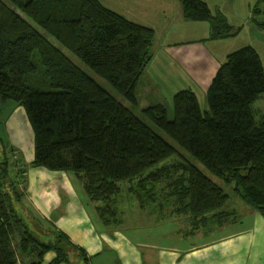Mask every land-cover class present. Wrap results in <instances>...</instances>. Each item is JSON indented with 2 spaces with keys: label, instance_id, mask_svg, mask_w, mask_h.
<instances>
[{
  "label": "trees",
  "instance_id": "obj_1",
  "mask_svg": "<svg viewBox=\"0 0 264 264\" xmlns=\"http://www.w3.org/2000/svg\"><path fill=\"white\" fill-rule=\"evenodd\" d=\"M180 1L187 21L210 24L211 38L231 34L227 19L214 15L205 0ZM255 15L262 16L257 24L264 31V9L257 6ZM154 39L153 28L99 0H0V100L24 107L34 131L33 165L75 173L108 226L121 223L125 184L142 207L188 216L190 234L237 221L236 211L226 208L231 196L225 186L264 217V119L252 110L264 93L261 55L252 46L231 53L208 90L211 114L202 112L195 92L182 90L174 96L171 120L163 103L140 112L136 107ZM36 52L52 91L27 83L37 70ZM1 153L0 264H43L51 251L56 256L49 264L88 263L83 248L66 233L44 228L25 207V169L12 159L14 149L4 145ZM175 156L179 161L163 164ZM157 186L169 191L163 202Z\"/></svg>",
  "mask_w": 264,
  "mask_h": 264
},
{
  "label": "crops",
  "instance_id": "obj_2",
  "mask_svg": "<svg viewBox=\"0 0 264 264\" xmlns=\"http://www.w3.org/2000/svg\"><path fill=\"white\" fill-rule=\"evenodd\" d=\"M205 2L214 15H223L227 19L232 28L230 35L211 38L212 29L208 22L187 21L184 18L183 4L180 0H107V4L102 3L110 10L131 21L151 27L156 32L153 51L155 54L137 90L142 108L163 101L167 103L171 113L169 116L172 118L174 95L182 90L195 92L201 105V100L208 96L209 87L220 66L231 53L242 48L241 40L244 38H247L244 40L247 41L246 46H252L259 52L264 64V33H255L263 31L257 24V20L261 21L262 16L255 15L257 6L264 9L260 0H205ZM150 96L154 100H147ZM4 112L8 114L5 116ZM0 114L1 146L6 145L9 149H14L19 156L18 163L20 161L19 165L22 167L25 166L21 165L25 152L29 156L28 166L23 168L25 169V180L21 186L24 192L23 204L44 228L66 233L75 245L86 251L88 263L82 261L76 264H187L186 258L196 254H203L202 257L207 260V264L213 262L211 250L206 251L208 245H203V242L202 245L189 243L199 235L207 236L210 231L200 230L190 234L191 226L183 228L181 223L190 221L191 225V220L186 215L177 216L167 209L165 211L169 213L164 215L161 213V216L153 218L155 221L150 220V225H145L141 229L125 227L122 215L121 223L118 225H111L112 228L105 225L97 211V204L89 198L75 173L51 171L33 165L34 131L24 107L15 101L0 100ZM59 194L72 196L66 204L70 209H66L57 221H52L49 217L50 209L56 205L59 200L56 196ZM135 201L140 205L139 201ZM140 207L146 209L148 206ZM249 213L255 218L254 222L260 225L257 233L264 242L263 215L256 209L249 210ZM169 222L177 223V228L171 232H163L164 225ZM236 224L230 223L217 229L224 231L230 225ZM151 227L153 229L150 230L153 232L148 230ZM217 233L222 235L223 232ZM244 233L243 230L237 232L233 229L229 237L231 240L239 238L241 242ZM170 234L187 241L185 242L187 247L183 249L182 241H173L165 248V236ZM224 236L225 234L220 241L226 242ZM248 242L249 244L241 242L240 246L235 245V242L225 243L224 246L228 245L229 248H217L222 250L216 252L219 260L218 263H214L264 264V246L261 251L260 246L258 247L262 253H259L257 248L255 251V235ZM55 256V252H48L43 264H49ZM199 264L206 263L201 259Z\"/></svg>",
  "mask_w": 264,
  "mask_h": 264
},
{
  "label": "rangeland",
  "instance_id": "obj_3",
  "mask_svg": "<svg viewBox=\"0 0 264 264\" xmlns=\"http://www.w3.org/2000/svg\"><path fill=\"white\" fill-rule=\"evenodd\" d=\"M99 1L101 3L107 4L106 3L107 0H99ZM262 32L264 33V31H261V32L260 31H255V33H259V34H261ZM155 36H156V32H155ZM244 40H247V38H244V39L241 40L242 46L241 45L240 46L242 48H243V46L246 47V45H248V44H246L247 41H244ZM154 42H155V39H154ZM154 44H153V47H152V56L153 57H154V54H155V52H153L154 51ZM68 56L76 64H78L81 68H83L95 80H97L99 83H101L107 89L112 90L110 85L107 84L104 79H102L99 75H97L95 72H93L88 66L83 64L77 57H75L71 53H68ZM34 62L36 64V66H37V70H36V72L34 74H30L27 77L28 85L30 87H32L34 89H37V90H40V91H45V92L52 91L53 87L51 86V81H50L49 77L46 75L45 67L42 65V63H40V58H39V53L38 52H36L35 55H34ZM148 65H147V67H148ZM147 67H146L145 71L147 70ZM145 71H144L143 75L145 74ZM143 75H142V77H143ZM141 78L139 80V84H140ZM136 94H137V99H138L136 107H137L138 112H140L142 109H144V107L142 108L140 106L138 93H136ZM117 96H119V95H117ZM201 97L203 99V96H201ZM151 99L154 100V98H152L151 96L147 98V100H151ZM122 101L124 102L125 105H128V106L130 105V103H128L127 101H124L123 99H122ZM157 103H163L166 106V108H167V105H166L167 103H165L163 101L157 102ZM154 104H156V103H153L152 105H154ZM130 106H132V105H130ZM200 106H201L202 112L204 114L205 113L211 114V110H210L209 102H208V96H207L206 99L201 100V105ZM173 108H174V103H173ZM252 110H253V113L255 115V118L258 121L264 119V93H262L258 97V99L253 103ZM167 111H168V115L171 114V113H169L170 110L168 108H167ZM172 112L174 113V110H172ZM4 114L6 116V114H8V112H4ZM173 117L170 118V119L172 120ZM150 125H151V127L154 130L160 132L171 144H173L174 146L179 148L178 145L176 144V142L174 140H172L167 134H165L160 128H158L153 123H150ZM1 148H2V146L0 144V158L2 157ZM179 150H180V148H179ZM25 153H26V155L23 157V160H22V162L23 161L24 162H23V164L21 163V165L28 166L27 163H28L29 156H28L27 152H25ZM14 154H15V157L17 159H14L13 157H12V159L17 161L19 156L16 153H14ZM189 158H191L192 161L195 162L193 157H189ZM179 159H180L179 156H175V157H173L171 159H168L167 161H164L163 164L174 163V162L179 161ZM219 183H221V182H219ZM128 186H129L128 184L124 185V187H123V189H124L123 197L119 201V203H120L119 209H120V212H121L120 215H122V217L124 218V226L125 227L126 226H131V227H138L139 229H141L145 225H150V223H149V222H151L150 220L155 221V219H153V218L159 217L162 214L164 215V213L165 214L169 213V212H166V211L163 212L161 210L155 209L154 206H151L153 208L152 210L149 209L150 206L147 207L148 209L147 208L146 209H142L140 207L141 204L139 205L135 201L136 199L132 195L128 194V192H127ZM225 189L231 196V200L227 204V208L230 209L231 211H233V210L236 211V219H237L236 223L237 224L236 225H230V227H228V229H224V231H222V230L219 231V229H215L210 234H207V236H209L208 238H207V236L203 237V236L199 235L197 237H194V239H192V241H189V243L193 242V243H196L197 245H202L201 242L204 243L203 245H208V248H206V251L207 250H211L210 254H211V257L213 259V262H211V264L218 263L217 261L219 259H218V255H216V252L218 250H222V249H217V248H229L228 245L224 246L225 243L230 242L229 244H232V243L235 242V245L237 244L239 246L241 245V242H243L244 244H249V242H248L249 239L253 238V235H255V241H256V245L254 247L255 251H256V248L258 250L259 246H260V251H261V249H263V246H264V242L261 241V237L257 233L260 230V225L258 223L254 222L255 218H253V216H251L250 213H249V210H254V208L252 206H249L248 204H246L244 202H241L238 199V197L236 196V193L233 190V186H225ZM168 194H169V191L166 189V187L163 188L162 186H157L156 196H157V198L159 199L160 202H163L164 200H166V198L168 197ZM56 197L59 200L57 201L56 205L51 206V209H50L51 216H49V217H51L52 221H57L59 219L60 215L64 214L66 209H70L66 204L69 202V200L71 199L72 196L71 195H67V194H59V196H56ZM158 205L160 206V203H158ZM181 223H182L183 228L186 227V226H188V227L191 226L190 225V221H188V222L185 221V223L184 222H181ZM35 228H36V226H35ZM110 228H112V227H110ZM176 228H177V223H170L169 222V224L167 223L166 225H164L163 232H171V231L175 230ZM150 229H153V228L151 227L148 230H150ZM233 229L237 230V232H240L241 230H243V232H245L244 235L241 237V240H242L241 242H239V240H238L239 238H232V240L230 239L229 236L231 235L230 233H231V230H233ZM156 230H158V229H156ZM150 231L153 232V230H150ZM217 232H223V233L221 235L220 233H217ZM223 234H225L224 237H226V239H225L226 242L220 241L223 238ZM165 237H166L165 238L166 241L164 243L165 248H168V246L171 245L173 241H182V239H179L176 235H171L170 234V235L165 236ZM185 242H187V241H184V239H183V241H182L183 249L187 247V243H185ZM215 249H217V250L215 251V253H213ZM168 251H170V250H168ZM258 252H259V250H258ZM259 253H262V252H259ZM259 253H258V255H259ZM202 256H203V254H199V255L196 254L195 256L190 255L189 257L186 258L185 262L187 264L188 263H190V264H199L201 259H202L203 262L207 264V260L205 258H203ZM206 257H207V255H206ZM260 257H261V254H260ZM263 262H264V258H263Z\"/></svg>",
  "mask_w": 264,
  "mask_h": 264
}]
</instances>
